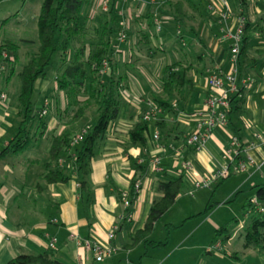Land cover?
<instances>
[{"label":"crops","instance_id":"1","mask_svg":"<svg viewBox=\"0 0 264 264\" xmlns=\"http://www.w3.org/2000/svg\"><path fill=\"white\" fill-rule=\"evenodd\" d=\"M41 1L37 0L39 4ZM99 1L92 0L84 9L82 33L84 30L90 34L98 31L101 17L95 9ZM166 2L169 3V0H119L117 4L120 21L126 22V41L120 45L115 41L110 46V51L118 67L117 74L122 79L118 84L121 105L118 117L108 124L106 132L95 143L89 163L88 195L80 196L79 193L73 148L65 150L57 162H50L52 138L59 136L63 128L62 125L57 127L58 123L52 121L53 115L57 114L53 112L56 107L51 110L50 106V101L56 103L51 100L53 95L44 100L43 108H47L49 104L51 112L45 129L37 130V141H31L23 150L11 151L0 158V264H8L21 255L36 256L43 253H51L52 258L61 264H147L145 260L149 259V253L152 252V255L156 252L149 250L161 248L164 251L156 253L154 264H238L239 258L233 251L228 252L227 244L235 234L241 236L242 231L244 250H259L245 247L244 231L250 220L245 228L236 220V226L229 231L227 228V231L220 234L225 238L220 237L209 243L212 233L217 236L216 232L222 221H213L208 217L201 219L193 230L186 232L170 251L167 248L169 241H153L152 233L139 242L132 243L134 235L143 230L151 206L161 197L156 189L158 181L181 177L182 190L167 213L169 214L186 198L193 204L192 210L198 211L206 203V199L198 196H202L204 190H211L213 184L217 186L225 180H214L212 176L229 163L223 158L230 137L233 136L227 125L216 127L198 152L185 146L184 141L195 131L197 123L204 116V104L210 94L208 77L215 73L228 72V55L233 43L231 37L241 25L245 27L249 56L257 61V65L244 74L250 87L243 92L242 115L237 125L242 145L246 147L240 160L246 161V169L239 173L231 172L229 177H242L234 180L232 189L236 186L233 190L237 191L241 184L240 188L247 186L250 190L264 184V173H258L260 167H264V146L259 142L264 133V0H244L243 3L241 0H198L204 15L197 28L185 24V12L182 22L176 24L174 12L164 10L168 6ZM5 3H12L15 9L20 7L19 0H0V5ZM25 3L26 0H22L21 5ZM12 11L5 10L2 17L9 16ZM7 19L2 23L5 24ZM155 21L159 23L158 31ZM172 32L175 33V39L169 50L181 51V55L178 54L177 59L165 61L164 64L160 61L161 58H148L144 62L145 55H154L149 54L152 51H149L148 46L141 44L143 35L149 38L153 48L164 50L162 48L166 44L163 37ZM184 34L191 36V44L195 43L201 48V52L196 55L195 64L187 61L186 54L182 53L186 50ZM4 42L16 44V47L17 44L24 47L33 44V41L20 37L18 43L0 39L1 44ZM86 44L84 41L85 55ZM19 48L18 45V50ZM71 55L69 52V56ZM13 59L11 66L14 69L18 58ZM172 63H179V74L187 84L175 92L170 109L163 113L159 122L165 128H160L156 123L147 124L143 134L145 149L132 145L128 134L139 121L140 111L143 112L146 104L150 102L146 94L151 99L163 96L161 70ZM9 69L5 77H0V95L5 97L3 101L0 100V151L9 146L10 142H14L11 141L13 137L10 133L15 124L20 122L22 112L16 100L20 70L9 74ZM186 70L190 75L186 74ZM55 80L56 76L53 77V83L38 79L35 89L38 93L52 91L56 95L58 92L63 110V94L57 90ZM155 128L160 130L162 136L158 143L151 139ZM49 133L50 141H38L46 138ZM72 136L73 134L70 138ZM71 142L70 146L74 147ZM169 145L173 149H168ZM178 151L180 154L177 156ZM153 157L160 159L162 172L151 166ZM146 158L149 164L140 175L135 169L136 163L139 164ZM132 161H135V165ZM182 162L189 164L187 170L182 168ZM56 169L61 171L66 181L46 183L43 180L44 175L48 170ZM135 176H139V189L131 206V217L128 219L124 206L119 203V196L127 195L130 181ZM250 200H254V197ZM186 213L191 216L201 212L192 213L186 208ZM187 220L184 218L180 226L185 225ZM205 224L210 227L204 231L205 234L202 231L201 241L187 244ZM110 233L114 234L111 239L108 238ZM50 239L55 240L54 249L48 248ZM94 242L111 250L100 262L95 261L87 248ZM217 244L219 249L215 248Z\"/></svg>","mask_w":264,"mask_h":264},{"label":"trees","instance_id":"2","mask_svg":"<svg viewBox=\"0 0 264 264\" xmlns=\"http://www.w3.org/2000/svg\"><path fill=\"white\" fill-rule=\"evenodd\" d=\"M92 0H42L40 4L39 15L36 20L37 28V49L36 53L21 67L18 72L19 92L17 95V103L21 107V119L19 122L18 132L13 137L9 146L0 151V158L9 152H17L26 148L30 143L29 134L35 124V115L33 114V95L36 92L35 84L38 79H43L46 68L50 65L52 58L60 53L59 64L55 72L57 90L62 92L64 107L62 110L66 112L74 105H77L76 98L82 91L87 90L89 99L94 98L98 104V115L93 126L82 135V140L78 145L70 146V133L64 131L59 136L52 138V143L49 149L50 162H57L65 150L73 148L72 154L74 158V168L77 174V184L80 196L88 195V176L90 173L89 163L93 157V149L96 141H98L106 132L108 124L115 120L119 115L120 100L118 95V84L121 82V77L117 74V64L112 59L110 46L117 42L116 33L119 29V14L117 4L119 0H109L108 10L106 13L100 14V25L92 40L93 51L89 57L85 59V48L78 36L83 30V21L85 17L84 9L91 4ZM183 1L178 0L172 4L173 12L176 15V24L182 22L184 15ZM244 0H241L243 3ZM168 3V2H166ZM165 3V4H166ZM168 5H171L168 3ZM79 40V41H78ZM77 41L79 46L75 48L72 55L69 56V48L71 43ZM143 46H148L149 51L156 53L157 48L149 43V38L143 35L141 39ZM3 46L12 52L13 58H17V47L10 42H4ZM239 53L237 60V86L238 91L230 96L229 109L226 113L227 126L231 130L233 136L239 143V153L233 157L234 165L242 159L240 149L242 148V139L240 130L238 129V121L242 115L241 106L244 102L243 92L245 89L241 86V81L244 79L245 72L254 68L257 61L250 58L249 44L245 35V27L240 26L239 36ZM231 48V47H230ZM148 53V52H146ZM103 60L108 62V74L100 75L101 63ZM179 63L166 65L161 70L162 94L153 100L162 109L163 113L168 111L170 103L174 99V94L181 87L187 84L181 74H179ZM13 72V66H10L9 74ZM215 73V72H214ZM219 74V73H215ZM98 78V80H97ZM88 80V86L85 87V82ZM56 104L58 101H55ZM169 108V109H168ZM43 112V108L40 111ZM43 116L37 118V130L45 129V121ZM162 117H160V120ZM160 128H165L161 122H156ZM147 124L141 118L129 132V141L132 145H139L145 149L144 132ZM23 133L26 137L23 138L20 134ZM161 135V132H160ZM162 136H160L161 140ZM172 146V145H171ZM135 165V161H132ZM149 164L148 159H143L141 163H136V170L141 175ZM233 165V166H234ZM232 163H228V168L232 171ZM162 172V169H161ZM230 176V175H229ZM139 176L133 177L130 181V190L126 195L128 203L125 208V216L131 214V206L134 202L137 191V179ZM43 180L46 183L65 182L59 170H48L44 175ZM222 180V179H221ZM139 189V186H138ZM157 191L161 197L157 199L151 206L147 219L142 231L137 232L132 238V243L135 244L141 239L147 237L153 230L154 225L169 212L176 202L177 197L182 190L181 177L168 178L166 181H158ZM254 200L253 204L248 200L244 208H253L258 206L263 209L264 214V184L253 187ZM119 203L123 205L121 196ZM124 206V205H123ZM256 210V209H255ZM227 231V227L220 228L216 235L219 236L222 232ZM264 233V217L258 219L253 217L250 219V224L245 229V247L252 246L253 248H261V233ZM8 264H61L52 258L51 253H43L36 256L21 255L8 262Z\"/></svg>","mask_w":264,"mask_h":264},{"label":"rangeland","instance_id":"3","mask_svg":"<svg viewBox=\"0 0 264 264\" xmlns=\"http://www.w3.org/2000/svg\"><path fill=\"white\" fill-rule=\"evenodd\" d=\"M198 0H190V1H183L184 4V12H185V24L187 26H190L192 28H197L198 24L203 20V11L199 7ZM169 3L171 5H168L164 8V10H170V12L173 11L172 4L176 3V0H169ZM20 7L18 6L16 9L13 7L12 3H5L0 5V39H9L12 43L16 42L18 43V38H25L33 41V44H28L24 47V45L17 44V50L19 45V50L17 51V58L18 61H16L14 65L13 72H17L21 69V67L36 53L37 48V28H36V20L39 15L40 11V4L37 2V0H26V3L24 5L22 4V0H19ZM87 6L85 7V9ZM5 10H13L12 13L9 16L2 17L3 12ZM7 19V22L5 24L2 23L4 19ZM119 31V29H118ZM116 33V38L117 34ZM178 36L179 33H176ZM91 36V37H90ZM176 36V37H177ZM95 37V34L87 33L86 30H84V33H80L78 36V39L81 40V42L84 43V41L87 42L86 47V59L89 57V54L93 51V46L90 48L91 40ZM185 44H186V50H184L182 53L186 54L187 61H191L192 64H195L196 55L201 52V48L199 45H196L195 43L191 44V36L189 35H183ZM165 44L162 49H156V53H149L150 55L153 54L154 56L149 57V55H145L146 58L143 59L145 62L148 58L151 59H157L161 60L164 64L165 61H173V59L178 58V54L181 55V51H170V45L174 42L175 39V33L172 32L169 36L163 37ZM178 39V38H177ZM78 40V41H79ZM3 44V43H2ZM123 44L119 43L118 45ZM16 45V44H15ZM157 45V44H156ZM79 46V43L75 41L74 43H71V47L69 48L70 53L72 54L75 48ZM162 47V46H161ZM148 54V53H147ZM60 60V53H57L50 63V65L46 68L45 74L43 79L53 83V77L57 76L58 74L55 72V69L57 65L59 64ZM143 64V63H142ZM145 65V64H143ZM186 66V64H185ZM146 69V67H145ZM150 69V68H149ZM120 71V70H119ZM190 75V72L186 70V74ZM107 75L108 70L105 71L102 75ZM98 80V78H97ZM37 83V81H36ZM37 85V84H36ZM88 86V80L85 82V87ZM58 92H56V95L52 93V91H48L47 93H38L37 90L33 95V114L35 115V124L32 130L30 131L29 138L30 141H37V118L40 116H43L45 124L49 120L50 106L51 110L54 109L53 107H56V110L54 109L53 112H57V114L53 113V120L54 122L58 123L57 127H60V125L63 126V128L60 130L59 134L64 133V131H67L73 136L70 138V141L73 140L76 136L84 135L86 131H88L94 124L95 120L97 119L98 115V104L95 101L94 98H88V92L87 90L82 91L81 94L77 95L76 103L77 105L72 106L69 108L68 111L62 113V107L59 102V96L57 95ZM161 94V93H160ZM159 94V95H160ZM52 97V101L55 102L58 101V103L54 104L50 101V106L48 104L47 108H43L44 100L47 97ZM149 94H146V98L150 100L153 104L157 105L153 99H151ZM162 97V96H161ZM64 100V99H63ZM63 107H64V101H63ZM146 107V106H145ZM144 107V109H145ZM43 108V112L41 113V109ZM140 111V114L141 115ZM140 117V116H139ZM19 122H17L12 129L10 135L14 137L18 132ZM54 131V129H52ZM52 133V132H50ZM50 133L46 138L40 139L38 141H50L51 136ZM60 134V135H61ZM21 137L25 138L26 134L24 136L23 133L20 134ZM81 141V140H80ZM79 143V141L77 142ZM76 143V144H77ZM74 144L73 146H75ZM264 173V167L261 168L258 173ZM235 179H242V177H239V175L231 176L225 180H222L220 184L216 186V184H213L210 189L211 190H204L203 194L201 196H198L199 198L206 199V203L198 211L196 209L193 211L192 209L193 204H190L191 201L186 198L183 201H181L177 206H175L169 214H167L165 217L161 218L155 225L154 229L151 232V240L161 241L164 242L166 240L169 241L168 250L172 249L178 244V241L181 239V237L188 232L189 230H193L196 224H199L201 219L203 218H211L213 221H222V225L218 228L227 227L228 231L231 230V228L235 224H241L242 227H246L249 220L253 217H257L258 219L263 218L264 214H258L257 210H253V208H244V205L246 201L250 200L254 197V190H250L247 186H242V184L239 187V191L233 190L232 186L235 183ZM191 210L192 213L201 212L199 215H188L185 214L186 208ZM260 209V207H258ZM256 209V208H255ZM190 216V217H189ZM184 218H187L185 225L180 226L182 224V220ZM197 219V220H196ZM199 219V220H198ZM237 220V223L235 221ZM185 222V221H183ZM236 226V225H235ZM209 225L205 224L201 227L199 233H197L193 238H191L187 244H190L192 242H200L201 241V235L205 234L204 231L209 229ZM203 231V234H201ZM242 235L235 234L234 238L228 242V252L233 253L239 258L238 264H263L264 262V233L260 231L261 233V241L263 243V246L261 248H258L259 250H254L251 252L250 250H244L242 247L243 242V231L240 232ZM231 233H229V236ZM225 238L224 235L215 236L214 233L211 234V237L209 239V243L213 241H217L218 238ZM207 238V237H206ZM192 240V241H191ZM252 247V246H250ZM247 247V248H250ZM162 249V248H161ZM158 249V250H152L149 251H156L155 254L149 253V259L145 260V263L147 264H154L156 262V253H162L164 249ZM181 254L184 255V252ZM180 254V255H181ZM204 256H207V254H203ZM193 254L190 255L192 257ZM95 264L94 262H92Z\"/></svg>","mask_w":264,"mask_h":264},{"label":"built area","instance_id":"4","mask_svg":"<svg viewBox=\"0 0 264 264\" xmlns=\"http://www.w3.org/2000/svg\"><path fill=\"white\" fill-rule=\"evenodd\" d=\"M127 1V0H122ZM132 2H140V0H131ZM109 0H100L96 5L95 11L98 14L106 13L108 10ZM157 25V31L159 30V23L155 21ZM119 31L117 34V42L125 43L126 41V22L121 20L118 24ZM239 36H240V27L237 29L236 33L231 37L233 43L230 48V53L228 55V72L226 74L219 73L212 74L207 79V86L209 88L210 94L207 97L204 104V116L195 127V131L189 135L185 141L184 145L191 147L194 151L198 152L202 149L205 141L209 138L211 132L218 126H226V113L229 109V99L230 96L234 95L238 91L237 86V60L239 53ZM118 51V50H117ZM13 55L12 53L0 43V77H5L8 73V69L13 63ZM108 62L103 60L101 63V69L99 74L102 75L105 71L108 70ZM241 86L244 89H248L250 87L249 80L241 81ZM5 99L4 95H0V100L3 101ZM264 100V97H263ZM163 111L158 106L153 104L152 102H148L146 104V109L141 113L140 118L146 124L156 123L160 121V117H162ZM160 130L155 128L151 133V139L154 143H158L160 140ZM82 135L76 136L73 138L71 145L76 144L78 141L82 140ZM260 144L264 146V133L260 137ZM239 143L234 136L230 137L228 147L225 149L224 159L228 160L229 163H233V157L239 153L238 150ZM168 149H173L171 145L168 146ZM246 147L242 145L240 149V153L245 152ZM180 151L176 152L178 156ZM249 160V159H248ZM182 168L187 170L189 164L187 162H182ZM151 166L156 167L157 171H161L160 168V159L157 157H153L151 159ZM246 169V161H238L233 167L232 171L229 170L228 165H225L221 170L217 171L213 174L212 179L221 180L229 177L230 173H239L243 172ZM196 187H199V184H196ZM136 190H138V185H136ZM124 207L128 206L126 195L121 196ZM253 204H256L255 200L251 201ZM257 212L262 213L263 209H259L256 207ZM131 214L127 216L130 219ZM114 234H108V238H113ZM55 240L50 239L48 242V248L54 249ZM87 248L92 253L96 262L102 261L110 252V249L104 248L98 243L94 242L87 246ZM215 248L219 249V244L215 246ZM162 264V263H157Z\"/></svg>","mask_w":264,"mask_h":264}]
</instances>
